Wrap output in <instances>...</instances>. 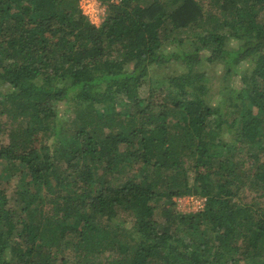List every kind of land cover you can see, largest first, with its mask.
Instances as JSON below:
<instances>
[{"label": "trees", "instance_id": "obj_1", "mask_svg": "<svg viewBox=\"0 0 264 264\" xmlns=\"http://www.w3.org/2000/svg\"><path fill=\"white\" fill-rule=\"evenodd\" d=\"M78 1L0 0V264H264V0Z\"/></svg>", "mask_w": 264, "mask_h": 264}, {"label": "rangeland", "instance_id": "obj_2", "mask_svg": "<svg viewBox=\"0 0 264 264\" xmlns=\"http://www.w3.org/2000/svg\"><path fill=\"white\" fill-rule=\"evenodd\" d=\"M105 9H104V15L105 16L106 12H107V5L104 4ZM104 19V18H103ZM102 19V20H103ZM234 43H236L235 39H232L231 41H226V45L227 47H234ZM173 45H169V48H173ZM253 62L247 58L245 60H243L240 63L239 66V74L235 73L231 76H227L226 79H224L223 77V67L221 63H216V62H211L209 64L206 65V70H207V76L209 77V89H208V93H207V98L208 100L211 102L210 104H212V102L214 103L219 97L220 94L226 95V92L228 90L229 84L231 83L233 86H238L240 84V73H242L244 70H247L249 68L252 67ZM182 67L180 64L172 61L169 62L167 66H161L155 69L154 73L153 70L150 73V75L156 77V78H161L169 73H177L179 71H181ZM146 82L143 83L142 85V92H144L146 89ZM224 108V106H223ZM226 109L230 111V106H226ZM62 113L66 112V107L63 108ZM68 112V111H67ZM3 130V129H2ZM8 140L5 131L3 130V132L0 130V144L1 143H6ZM246 165V164H245ZM16 177H10L9 179H3L2 181V185L5 187L6 192L8 195L12 196L13 195V190H14V186H15V182H16ZM190 196L193 197H197V201H199L198 197H202V196H198V195H190V194H184V195H179V196H174L173 199L175 200V208L177 210L180 211H196L195 210V204H197V202L190 198ZM246 196H248V194H246ZM200 202V201H199ZM159 209V205L155 208V212L154 214L161 220L162 218L160 216H158V214L156 213Z\"/></svg>", "mask_w": 264, "mask_h": 264}, {"label": "built area", "instance_id": "obj_3", "mask_svg": "<svg viewBox=\"0 0 264 264\" xmlns=\"http://www.w3.org/2000/svg\"><path fill=\"white\" fill-rule=\"evenodd\" d=\"M78 5L81 12L94 24L98 25L104 18L105 6L100 0H79ZM190 198L197 202V204H195L196 211L202 209L205 197H198L200 202L197 201V197L190 196Z\"/></svg>", "mask_w": 264, "mask_h": 264}]
</instances>
